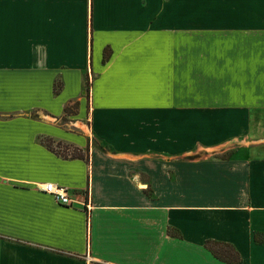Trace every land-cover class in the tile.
<instances>
[{
    "label": "crops",
    "instance_id": "0c3cea01",
    "mask_svg": "<svg viewBox=\"0 0 264 264\" xmlns=\"http://www.w3.org/2000/svg\"><path fill=\"white\" fill-rule=\"evenodd\" d=\"M193 114L259 137L186 185ZM207 242L264 264V0H0V264H227Z\"/></svg>",
    "mask_w": 264,
    "mask_h": 264
},
{
    "label": "rangeland",
    "instance_id": "374dc122",
    "mask_svg": "<svg viewBox=\"0 0 264 264\" xmlns=\"http://www.w3.org/2000/svg\"><path fill=\"white\" fill-rule=\"evenodd\" d=\"M182 120L184 147L181 162L186 185L194 179L204 184L209 182L206 178L210 176V162L245 161L253 149L251 145L255 144L253 138L259 137L254 123L249 124L247 116L193 114L182 116ZM174 173V164H168L167 175L171 182ZM186 201L187 197H184Z\"/></svg>",
    "mask_w": 264,
    "mask_h": 264
},
{
    "label": "trees",
    "instance_id": "16d2710c",
    "mask_svg": "<svg viewBox=\"0 0 264 264\" xmlns=\"http://www.w3.org/2000/svg\"><path fill=\"white\" fill-rule=\"evenodd\" d=\"M45 141L41 140V142H44L48 148L54 150V148L51 146L50 138H45ZM62 157H68V153H63ZM70 158H83V153L80 149L76 148L72 153L69 154ZM205 247L213 254V256L218 259L219 261H222L227 264H240L241 259L238 255V253L234 250V248L227 244H219V243H212L207 242L205 243Z\"/></svg>",
    "mask_w": 264,
    "mask_h": 264
},
{
    "label": "built area",
    "instance_id": "2783aa9c",
    "mask_svg": "<svg viewBox=\"0 0 264 264\" xmlns=\"http://www.w3.org/2000/svg\"><path fill=\"white\" fill-rule=\"evenodd\" d=\"M42 190L52 196L54 201L60 205L71 206L73 203H77V201L69 195L65 187L53 183H45L42 185ZM82 204L89 210L90 205L88 201Z\"/></svg>",
    "mask_w": 264,
    "mask_h": 264
}]
</instances>
